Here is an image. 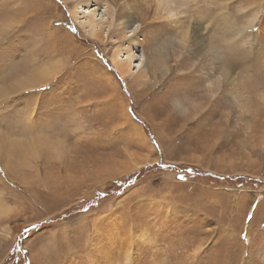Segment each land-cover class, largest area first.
<instances>
[{"label":"rangeland","instance_id":"374dc122","mask_svg":"<svg viewBox=\"0 0 264 264\" xmlns=\"http://www.w3.org/2000/svg\"><path fill=\"white\" fill-rule=\"evenodd\" d=\"M174 1L175 26L133 36L139 15L118 34L109 0H0V89L34 87L50 62L61 66L0 99V137L28 149L16 174L0 163V264H264V0ZM92 19L102 20L103 38L78 23ZM186 35L221 48L218 58L207 63L190 47L175 71L170 53ZM129 41L123 77L112 57L126 59ZM152 61L166 62L168 76ZM158 163L256 182L165 170L121 191L114 184ZM140 233L148 241L137 239L127 261L119 241Z\"/></svg>","mask_w":264,"mask_h":264},{"label":"bare ground","instance_id":"6f19581e","mask_svg":"<svg viewBox=\"0 0 264 264\" xmlns=\"http://www.w3.org/2000/svg\"><path fill=\"white\" fill-rule=\"evenodd\" d=\"M109 1H110V3L112 5H114L113 7H115V13H117V17H119V23H118L117 27H118V31H119L118 34L120 33L121 35H123V30H125V28H127V23L136 14L139 15L138 19L140 21V29L133 36L137 35L139 32H142V31L146 30V28H150L151 26H159L161 24L163 26V22L164 21L171 22L172 25L175 26L179 22V18H180L179 17L180 13H178V10L179 11L182 10L181 7H180L181 9H179V8L177 9L176 8V6H175L176 2L174 0H109ZM81 4H82V2H78L76 4V6L74 7V9L71 11L73 13L74 17L77 15V19H78V15H79L78 12L81 9V7H80ZM106 4H108V3H106ZM181 6H182V4H181ZM87 13L91 14L90 11L89 12L84 11V14H87ZM259 15H260L259 12H257L256 13V17H258ZM101 21L99 23V22H97V21L92 19V20H87V21L83 22L84 23L83 24L82 21L79 20L78 23L85 30V33L87 34L88 37H91V38H96V37L103 38V32H102V29H101V24H103V22H101ZM2 32H3V28L0 30V34H2ZM152 35L153 34L150 35L151 36V42H152V40H153V42L154 41L155 42L156 41L157 42H159V41L161 42V40L158 41L159 38L157 36L152 37ZM233 36H235V40L233 39L232 42H234L235 44L241 42V40H239V38L241 36L237 38L236 35H232L230 37V39H232ZM227 38H228V36H227ZM127 39H129V38H127ZM198 39H199V37L196 38V39L192 38V40H190L189 37H187V35H186L185 38L182 41L174 42V43H176L178 50L172 51V53H170V56H175L176 57V63H175V66H174L175 71H179V69H180V66H181L180 58L183 55V51L184 50H188L190 47L193 48L194 50H196L197 53H198L199 58L203 59L206 62L209 61V60H212V59L215 60V59L218 58L217 51L219 49H221V48H219L218 46H213L211 41L207 40L206 42H204L205 37H204V39H201V40H198ZM130 40H132V38ZM225 40H227V39H225ZM227 41H226V43H227ZM168 43L172 44L173 42L170 40V42H168ZM219 43H221V42H219ZM219 43L217 42V44H219ZM130 44H131V41L128 42L129 47L126 48V52H127V58L126 59H122L121 58L120 50H117L114 53L113 57H112L114 66L116 67L118 72L123 77H126L127 75L131 74V72H132L130 65L132 63V58L133 57L130 54V51H131ZM155 46H157V45H155ZM168 48H170V47L165 46V50L164 51L169 54V52L167 51ZM160 56H163V54L161 52H157L156 57L155 56H153V57L157 58V57H160ZM214 63L217 64V62H214ZM151 65H152V67H153V69L155 71L156 70H162L163 71V77H167L168 76L169 68L167 67L166 62H164V65L162 64V65L158 66V64L156 62L152 61ZM198 66L201 68L202 62H199ZM60 69H61V66L59 64V61L55 62V63L50 62L49 63V67H47V68L44 67L42 70H40L36 74V77L33 79V83H36L37 81L38 82H37V85L34 86V87H37V86H40V85L44 84L48 80V78H50L51 76L55 75ZM212 69H213V67H212ZM35 70H36V65L33 63L32 64V70L29 73H34ZM226 73H227V70L222 69L220 75H225ZM142 78H143L142 73L138 74V80L142 79ZM141 81H143V79ZM32 86L33 85L31 83L24 82L20 86L19 85H13L11 87L1 88L0 89V99L1 98L2 99L3 98L7 99V98H10L11 96L18 95V94L22 93L23 91H26V90H28L30 88H34ZM232 96L236 98L237 103L240 102V100H239V98H238V96L236 94H233ZM7 140L8 139H6V138H4V139L1 138L0 139V163L3 164V166L5 167V171L6 172L11 173V174H16V170L15 169L20 168L21 166H22L21 169L25 167L22 164V162H21L20 149H21V152L24 155H26V153H28V149H27L26 146L24 148H22V146L24 145L25 141L13 142V143L10 144L9 143L10 141H7ZM15 148H17L19 150H15ZM37 154L38 153L36 152V156H37ZM26 160H27V158H26ZM27 164L30 165L31 161L27 160ZM22 175L24 177V173ZM36 177H37L38 181H42L43 180V178L41 179V177H40V180H39V174H37ZM70 179H72V178H70ZM49 181H50V179L45 181L44 185L45 184L48 185ZM49 185L51 186V190L58 189L57 187L53 186V185H56V184H52V185L49 184ZM3 195H4L3 191H0V196H3ZM4 202H5V199L2 198L1 201H0V204H2ZM3 209H4V207L2 208L1 205H0V217H2V215H3V213H2ZM10 232H11V230L9 231L8 235L11 234ZM140 237H141V239H146L148 241V237L149 236L146 235L145 233H140V234H138V235H136L134 237L133 236H129L125 240H120L119 241V244H120L119 245L120 246L119 247V252H121L125 256V259L127 261L129 260L131 254H132V247H133L135 241L137 239H139Z\"/></svg>","mask_w":264,"mask_h":264},{"label":"trees","instance_id":"16d2710c","mask_svg":"<svg viewBox=\"0 0 264 264\" xmlns=\"http://www.w3.org/2000/svg\"><path fill=\"white\" fill-rule=\"evenodd\" d=\"M167 170L168 172H174L176 173L180 178V180L190 179L192 181H201V182H208L209 180L215 183L216 181H229L237 185V187H247V186H254V179H249L246 177H234V178H222V177H216L215 175H209L206 173L201 172L199 169L189 166V165H180V166H170V165H164L162 163L149 165L146 169H141L140 172H136L133 174H130L125 178V180L121 183H114L118 190H124L127 187L138 183L141 181L144 177V173H154V172H161ZM23 256V255H22ZM25 260L21 259L22 264H25Z\"/></svg>","mask_w":264,"mask_h":264}]
</instances>
